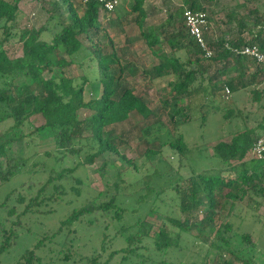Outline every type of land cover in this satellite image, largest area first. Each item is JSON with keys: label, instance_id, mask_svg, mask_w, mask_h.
<instances>
[{"label": "trees", "instance_id": "trees-1", "mask_svg": "<svg viewBox=\"0 0 264 264\" xmlns=\"http://www.w3.org/2000/svg\"><path fill=\"white\" fill-rule=\"evenodd\" d=\"M22 1L0 0V124L6 122L13 124L0 136L1 187L23 173L28 166L29 159L9 156L11 146L19 141H25L26 147L33 150L32 157H38L37 143L33 144V140L45 131L53 134L55 149L44 153V156L51 159L55 166L49 167L46 161H42L40 171L48 174L46 184L29 200L27 198L29 194L24 196L20 194L17 197L16 203L19 206L26 204L19 214L15 206L9 208L8 217L13 219L15 216V218L10 229L4 223H0V256L15 244L17 235L13 228L21 224V219L34 213L47 202L61 198L63 181L75 182L71 190L82 203L61 222L53 238L60 236L64 230L69 232L75 224L83 222L86 218L90 226L96 225L100 218L112 223L121 222L128 210L118 199L121 184L124 182L123 174H128L132 179L128 187L136 186L146 177L137 176L141 172L133 171L131 169L133 164L126 160L127 171L118 173V179L112 183V194H109L110 190L101 191L95 197L83 199L85 183L77 177L76 172L80 168L94 164L105 154L120 155V147L126 141L123 139V134L116 137L117 125L125 123L134 115L142 117L144 121L153 115L142 95L136 94L133 88L122 83L121 76L124 69L120 68V59L116 51L105 53L103 50L100 38L103 34L107 36V32L100 19L101 7L97 2L80 1L77 4L74 0H55L51 8L46 10L48 20L44 26L40 29L24 28L17 36L13 35V32L19 27ZM146 1L133 0L129 14L136 16L134 22L140 30L142 40L160 60V63L152 68L151 80L172 79L168 85L172 88L173 95L164 101V105L167 108L171 107L168 115L173 123V129H179L194 120L193 112L197 113V111L192 108L191 114L186 113L181 106L186 102L192 107V101L198 94L208 93L203 85L205 81L203 71L210 66L216 68V75L208 79L211 87L210 95L221 92L225 96L226 87L230 92L247 88L255 102L264 101V65L236 53L247 46H257L264 52V15L260 13L258 5L264 0H246V15L241 16L231 11L224 19L217 18L215 25L210 26L205 34L206 44L213 53L211 58H206L202 48L190 38L184 23L183 14L186 8L195 13L208 12L198 0H183L185 7L178 12L177 17H170V22L174 19L179 20L172 25V34L166 39L172 49L171 55H166L164 49L163 54L159 55L156 48L163 47V40L154 31H143L147 19ZM208 21L212 23L209 15ZM222 25H226V29ZM234 31L237 33L236 36H232ZM186 39L188 42L184 43ZM18 42L22 45V56L11 58L4 47ZM86 43L91 46L90 49L87 47L92 52L90 60L96 62L98 81L102 86L99 97L89 100L85 98L86 86L90 82L88 76L70 77L67 73V69L75 64L77 56L84 50ZM180 51L186 52L185 61L177 56ZM64 55L69 59L65 60ZM206 61L209 63L208 66L204 65ZM231 69V72L238 77L234 76L229 81L220 80ZM204 104L202 100L201 106L203 107ZM262 108L264 109V104ZM226 110L225 120L243 116L240 111ZM80 111H85L87 116L81 118ZM35 115L44 118V125L35 127L30 122ZM149 129L150 126L147 125L144 130L149 132ZM263 136L264 115L257 129L245 127L243 131L232 134L229 142L219 141L212 148L211 156H203L202 159L198 158L199 162H192V165H189L188 177L180 175V171L176 170L171 177L175 182L167 186L170 179L166 172L153 169L151 175L155 174L157 179L140 187L142 194L140 193L136 198L137 204L147 206L150 196L155 197L153 203L157 201L164 203L165 200L159 198L167 191H172L178 198L180 212L184 213L187 219L182 221L167 215L159 229L148 225L142 218L137 219L130 227H123L122 224L120 232L136 229L135 233H130L124 238L127 244L122 250L124 258L138 256L139 251L144 248L142 244L145 240L152 241L155 250L165 254L168 250L179 248L184 235H191L194 230L202 234L208 226L213 225L212 231L216 237L213 247L219 251L225 250L241 264H256L254 260L256 245L252 237L249 234H242L239 242L243 251L237 252L232 243L236 235L228 237V233L232 231L231 225L227 223L216 227L215 213L216 210L230 213L237 201L246 197L252 199V194L264 196V189L261 188L264 186V160H254V158L247 161L253 146ZM176 138L174 141L161 144L157 150L147 151L148 160L160 155L166 146L174 153L187 156L190 150L184 137L180 134ZM74 157L78 160L76 166L72 169L64 167L65 161L69 162ZM122 159L126 158L123 156ZM201 160L207 161L206 164L202 166ZM37 164L39 163H35L34 166ZM168 165L171 168L172 164L168 163ZM108 167L109 162L104 161L98 169L101 177L106 175ZM107 182V178L103 180L106 186H108ZM49 186L52 187L53 192L47 197ZM167 188L169 189L166 190ZM15 191L17 190L8 193L0 207H7ZM124 197L129 198L123 195L122 201ZM228 200L231 202L229 207L226 203ZM153 205L151 204L152 210L155 207ZM200 212L204 214L201 220L198 219ZM108 228L109 225L102 233L104 240L107 238ZM47 240V238L39 239L34 248L22 254L17 264H40L42 260L36 252ZM116 253L113 252L110 258ZM68 259L67 256L64 260L68 261ZM97 262L93 260L91 264H99ZM223 264L234 263L226 261Z\"/></svg>", "mask_w": 264, "mask_h": 264}, {"label": "rangeland", "instance_id": "rangeland-1", "mask_svg": "<svg viewBox=\"0 0 264 264\" xmlns=\"http://www.w3.org/2000/svg\"><path fill=\"white\" fill-rule=\"evenodd\" d=\"M54 1L23 0L20 4L22 15L19 18V27L13 32V35L18 36L24 28L40 29L44 26L48 20L46 10L51 8ZM198 1L208 11L207 13L211 17L213 26L218 17L224 19L226 14L231 11H235L241 16L247 13L246 0ZM74 2L78 4L80 0H74ZM132 4L133 0H119L118 8L115 13L110 15L101 10L100 19L104 24L107 36L103 34L100 42L105 53L116 51L120 59V68L124 69L121 76L122 83L133 88L136 94L142 95L148 107L153 111V115L147 121H144L138 115H134L125 123L117 125L116 137L123 134V139L126 141L120 147V155L105 154L98 158L94 164L78 169L76 175L85 183L83 186V199L95 197L101 191L110 190L109 194H112V183L118 179V173L127 171L126 160L133 164L131 168L133 171L137 172L139 170L141 172L137 176L144 175L146 178L136 186L128 187L127 185L131 183L132 179L128 174L124 175L122 173L124 182L121 184V192L118 199L119 202L124 203L123 207L128 208V210L121 222L115 221L112 223L107 219L100 218L96 225L90 226L87 223L88 218H86L83 222L75 224L69 232L64 230L60 236L53 238V235L60 228L61 222L74 209L79 208L82 203L71 190V186L75 182L72 180L63 181L64 189L63 195L60 194L61 198L47 202L46 205L44 204L37 208L34 213L21 219L20 225L13 228L17 235V240L11 249L0 256V264H17L19 258L26 250L34 248L39 239L42 240L44 238L48 240L36 252L37 256L42 260L40 264H91L93 260H97L99 264H223L226 261L241 264L239 261H235L234 256L225 252V250L219 251L212 246V244L216 243V237L212 231L213 225L208 226L202 234L194 230L191 235H184L180 247L168 250L165 254L156 251L152 241L145 240L142 244L144 248L139 251L138 256L124 258L122 250L127 247L124 238L130 233H135L136 229L120 232L122 224L123 227H130L137 219L142 218L148 225L159 229L166 220L167 215L182 221L187 219L186 215L180 212L178 198L177 196L175 197L172 191H167L159 198L164 199V203L159 201L153 203L155 197L151 198L150 196L147 206L137 204L136 198H138L140 193L142 194L140 187L142 188L144 183L147 185L157 179L154 176L155 174L151 175L153 169L166 172L170 179L167 186L175 182V179L171 177L176 173V170L180 171V175L188 177L190 175L189 165L192 162H197L198 158L202 159L203 156H211L212 148L219 141L225 140L229 142L232 134L240 130L243 131L245 127L257 129L264 115V109L262 108L264 101L261 103L255 102L247 88L240 89L238 92L231 91L228 98L223 96L221 92H215L210 95L211 87L208 79L216 75V68L210 66L209 69L203 71L205 79L203 85L207 88L208 93L198 94L192 101V107L187 105L186 102L181 106L186 113L189 112L191 114L193 112L192 108L197 111V113L193 112L194 120L179 129H173V123L168 115L171 107L167 108L164 105V101L173 95L172 88L168 85L172 79L151 80L152 68L159 64L160 60L152 54L142 40L140 30L134 22L136 16L129 14ZM258 5L260 13L264 15V2ZM183 7H185L183 0L146 1L147 19L144 22L143 31H154L161 37L163 47L158 46L156 48L159 55L163 54V49L166 55H171L172 49L166 39L169 34H172V25L176 21L178 23L179 20L174 19L170 22V17H177L178 12ZM222 27L226 29V25H222ZM236 34V31H234L232 36H236ZM186 42H188V39L184 41V43ZM87 47L91 48L89 44H84V50L77 56L75 64L67 69V73L70 77L78 75L88 76L90 82L86 86L85 98L89 100L99 97L102 86L98 81L99 73L96 68V62L90 60L92 52ZM4 48L11 58L22 56V45L19 42L16 44L11 43ZM177 56L183 61L187 59L185 51L178 52ZM63 58L65 60L69 59L65 55ZM208 64V61H206L204 65L208 66ZM118 71L119 67L116 68L117 73ZM231 71L232 69L220 80L229 81L234 76L238 77ZM198 84L199 81L196 83V87ZM202 100L205 102L203 107L201 106ZM226 109H233L236 112L240 111L243 116H235L225 120ZM86 116L87 113L85 111H80L81 118ZM30 122L35 127H40L44 125L45 120L42 116L35 115L30 119ZM12 125V122L0 124V136L6 133ZM147 125L150 126L149 132L144 130ZM258 131L261 130L258 129ZM180 134L184 137V141L190 150L187 156L174 153L173 150L166 146L162 149L160 155L153 160H148L147 151L157 150L161 144L176 140L177 135ZM34 143H37L36 152L39 154L38 157H32L33 150L26 147L25 141L13 144L9 151L10 157H24L29 159V161L23 173L18 174L3 187L0 184V204L6 200L8 193L14 189L17 190L14 193L15 196L13 195L8 201L7 207H0V223H4L8 229H10L15 218V216L13 219L8 217L9 208L15 206L19 214L23 211L24 205H26L19 206L16 203L17 197L20 194L22 196L29 194L27 196L29 200L46 184L48 174L40 171L42 169V161H46L49 167L55 166L51 159L44 156V153L52 152L55 149L53 134L50 131H45L33 140ZM199 153L201 155H198ZM123 156L126 158L125 160L122 159ZM253 159L254 156L252 154L247 156V161ZM77 161L75 157L69 162L65 161L64 167L72 169L76 166ZM104 161L109 162V167L106 169V175L101 177L98 169ZM206 162L201 160L200 164L203 166ZM35 163L39 164L34 166ZM168 163L172 164L171 168ZM147 176L151 177L148 178ZM106 178L108 186L103 183ZM133 179L134 181L136 180V175ZM261 188L264 189V186ZM52 192L53 189L49 186L47 197ZM123 195L129 196V198L124 197L122 201ZM252 195V199L246 197L237 201L235 206L231 208L230 213L216 210L215 224L216 227L227 223L231 225L232 231L228 233V237L233 234L236 235L233 237L232 243L234 250L237 252L243 251L239 237L242 234H249L256 245L254 260L256 264H264V196ZM226 203L228 207L231 204L229 200ZM151 204L155 205L154 210H152ZM203 215V212H200L198 219L201 220ZM107 225H109L108 235L104 240L102 233ZM51 239L52 242H50ZM113 252L117 253L110 258ZM67 256L69 259L65 261L64 259ZM108 261L109 263H107Z\"/></svg>", "mask_w": 264, "mask_h": 264}, {"label": "built area", "instance_id": "built-area-1", "mask_svg": "<svg viewBox=\"0 0 264 264\" xmlns=\"http://www.w3.org/2000/svg\"><path fill=\"white\" fill-rule=\"evenodd\" d=\"M82 3H87L91 0H80ZM97 2L101 10L106 14L110 15L115 13L116 9L119 6V0H94ZM184 23L187 30L188 35L191 39L194 40L204 51L206 58H211L213 56L212 51L209 50L206 40L205 34L212 26L208 21V13L207 12H192L189 9L184 10ZM237 54H241L243 56L250 57L258 64L264 65V52L257 46L253 47H245L241 52L236 51ZM225 96L226 98L230 95L229 88H225ZM251 154L257 160H264V136L259 139V141L253 146Z\"/></svg>", "mask_w": 264, "mask_h": 264}, {"label": "crops", "instance_id": "crops-1", "mask_svg": "<svg viewBox=\"0 0 264 264\" xmlns=\"http://www.w3.org/2000/svg\"><path fill=\"white\" fill-rule=\"evenodd\" d=\"M158 65V64H157ZM156 66V65H155Z\"/></svg>", "mask_w": 264, "mask_h": 264}]
</instances>
